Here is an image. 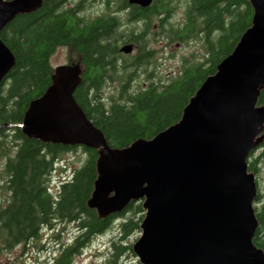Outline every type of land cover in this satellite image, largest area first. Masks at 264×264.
I'll return each mask as SVG.
<instances>
[{"label": "trees", "instance_id": "obj_1", "mask_svg": "<svg viewBox=\"0 0 264 264\" xmlns=\"http://www.w3.org/2000/svg\"><path fill=\"white\" fill-rule=\"evenodd\" d=\"M192 1L187 25L177 28L170 21L173 0H157L140 17L144 22L141 34L136 28L118 32L117 21L110 23L106 15L82 24L72 12L60 11V0H43L36 12L18 16L0 34L16 59L15 68L0 85V126L22 124L30 103L52 85L55 68L51 59L61 48L69 53L68 65H79L82 70L75 100L88 120L103 132L109 146L128 148L178 123L202 84L216 73L251 27L254 15L245 0ZM155 21L160 31L152 35ZM160 38L167 43L200 40L204 60H185L178 75L163 80L155 74L156 52L150 46ZM121 39L137 42L134 56L120 54L116 43ZM141 75L147 77L148 84L135 89L133 84ZM114 85L115 93L106 96V86ZM258 105H264V90ZM259 149L264 151V140ZM256 151L248 160L251 173H257ZM68 153L83 154L80 166L70 175L63 167L64 180L53 193L50 176ZM98 158V150L45 144L27 138L18 127L0 128V264H6L3 256L16 248H42L43 232L54 231L57 224L73 225L78 236L58 250L49 264H73L94 238L117 222L120 237L112 241L105 264H119L133 253L124 240L141 233L143 204L132 202L123 213L105 220L88 207L98 178ZM256 201H260L259 195ZM255 212L259 228L253 242L264 251V205Z\"/></svg>", "mask_w": 264, "mask_h": 264}, {"label": "water", "instance_id": "obj_2", "mask_svg": "<svg viewBox=\"0 0 264 264\" xmlns=\"http://www.w3.org/2000/svg\"><path fill=\"white\" fill-rule=\"evenodd\" d=\"M154 0H130L149 7ZM251 27L202 84L181 120L151 140L124 149L108 145L77 104L79 65L55 68L52 85L30 103L23 134L45 144L98 150V178L88 207L102 220L142 202L140 264H264L254 245L258 185L248 160L264 140V0H245ZM43 0H0V34ZM122 53L129 55L132 46ZM16 59L0 39V85Z\"/></svg>", "mask_w": 264, "mask_h": 264}, {"label": "rangeland", "instance_id": "obj_3", "mask_svg": "<svg viewBox=\"0 0 264 264\" xmlns=\"http://www.w3.org/2000/svg\"><path fill=\"white\" fill-rule=\"evenodd\" d=\"M182 9L176 13V17L173 20V25L180 28L183 26V6L186 0H181ZM105 11L102 3L97 4L96 7L88 9L87 17L93 18ZM158 22L155 21L151 26V33L160 31ZM165 39H158L150 44L152 50L156 52V76H160L163 80L171 78L174 75H178L182 69L184 61H190L191 63L201 62L205 52L202 48L200 40H188L186 43L179 41L165 42ZM69 59V53L66 49L61 48L57 50L51 59V64L54 68L66 65ZM147 77L141 75L139 79L133 84L136 88H145L148 84ZM116 85L106 86V96L115 93ZM264 151L259 149L255 153V159L258 160L256 164L257 173L255 174L258 195L260 201L254 203V209L260 208L264 205ZM83 154L68 153L64 155L59 165L56 167V171L50 176L49 187L53 193H57V190L64 180L63 167L67 168V173L70 175L75 168L80 166ZM3 170V162L0 160V171ZM2 184V183H1ZM2 193H0L1 197ZM78 236L77 230L73 225H61L57 224L54 231L45 230L42 234L40 247L33 248L32 245L26 249L23 247L16 248L10 253H6L3 256V261L6 264H49L53 261L54 257L58 254L57 251L66 245H69ZM119 222H117L112 229L94 238L91 243L81 252L80 255L75 257L73 264H105L106 260L110 256V247L113 240L119 239ZM141 233L131 234L124 240L125 245L134 246V244L140 239ZM119 264H140L136 255L130 253L126 255Z\"/></svg>", "mask_w": 264, "mask_h": 264}, {"label": "flooded vegetation", "instance_id": "obj_4", "mask_svg": "<svg viewBox=\"0 0 264 264\" xmlns=\"http://www.w3.org/2000/svg\"><path fill=\"white\" fill-rule=\"evenodd\" d=\"M156 1L157 0H154L149 7L144 8L139 4H131L130 0H60V11H62V13L72 12L74 15L77 16L79 22L82 24H85L89 21H94L95 18L101 17L102 15H106L110 23L111 21H113V19L117 21L115 22V25L117 27L118 32L128 33L132 28H136V32L141 34L144 29V22L143 19H140V17L143 15V12L145 10H150L151 8H153ZM100 3L104 5V13L89 19L87 17L88 9L96 7V5ZM181 5V0H173V2L171 3L170 10H173V17L170 19L171 24H173V20L176 17V13L180 9H182ZM192 6L193 1L186 0L185 5L183 6L184 12L182 27L187 25L186 21L189 17L188 13ZM157 25H159V23ZM116 46L118 47L120 54L125 57H132L138 51L137 42H126L125 40L121 39V41H117ZM125 46H132L133 52L129 55L122 53L121 50ZM66 65H68V62Z\"/></svg>", "mask_w": 264, "mask_h": 264}]
</instances>
